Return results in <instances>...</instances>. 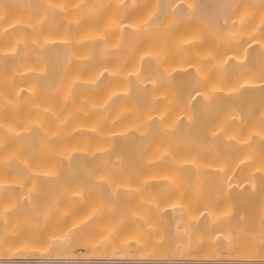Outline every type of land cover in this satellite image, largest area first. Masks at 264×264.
Returning <instances> with one entry per match:
<instances>
[{"label":"bare ground","instance_id":"bare-ground-1","mask_svg":"<svg viewBox=\"0 0 264 264\" xmlns=\"http://www.w3.org/2000/svg\"><path fill=\"white\" fill-rule=\"evenodd\" d=\"M246 184L264 0H0V264H264V189L218 204Z\"/></svg>","mask_w":264,"mask_h":264},{"label":"rangeland","instance_id":"rangeland-1","mask_svg":"<svg viewBox=\"0 0 264 264\" xmlns=\"http://www.w3.org/2000/svg\"><path fill=\"white\" fill-rule=\"evenodd\" d=\"M60 182V181H59ZM59 182H53L52 180H49V181H44V183H42L43 184V186H40V185H38L37 187L38 188H41L42 190H43V192L45 193V195H48V194H56L57 192H60V190L61 189H63V188H65V187H67L68 186V188H70L71 189V187H72V190H74L76 193H82L81 191H82V187L84 188L85 186L84 185H81L80 183L79 184H77L76 182V185H73V184H75V183H66V184H63V185H61L62 183H59ZM188 183V182H187ZM186 183V184H187ZM59 184V185H58ZM182 185V186H179V185ZM180 184H176V185H164L163 187L161 186V184H159V186H161V187H159L158 185H150L151 187V189L153 188L156 192L157 191H159V189H165L166 187L167 188H170V189H173L174 190V192H179V191H181V189H182V191L184 190H186L185 189V187H192L191 185L189 186V184H187V185H183V183H180ZM191 184H194V183H192L191 182ZM56 185V186H55ZM61 185V186H60ZM65 185V187H63ZM201 186L202 187V189L200 190V189H198V186ZM78 189H76L75 187ZM80 186V187H79ZM90 186V185H89ZM96 186V187H95ZM152 186H154V187H157V188H159L158 190H156L157 188H154V187H152ZM197 186V187H196ZM195 187V189H193V192H195V191H202L203 190V192L205 191H207V190H204V188H210V187H208L206 184H201V183H199V184H197ZM200 186H199V188H200ZM215 185H213L211 188H210V191H207V193H210V194H213L214 196L216 195V196H221L222 194L221 193H223V191L221 192V189L223 190V188H221L220 186H218V187H220V191H217L216 189L218 188V187H214ZM254 186H258V187H260L261 186V188H263L264 189V185L262 184V185H254V184H246V185H240V186H238L237 188H236V190H238V189H240V192L242 193V197L241 196H235V197H232L231 198V201L229 200V199H227V201L225 202L224 201V205H223V202H219L218 204H221V205H219V207H221V208H226V207H223V206H226V205H230L229 206V210H227V212L228 211H230V212H235V211H237V214L239 213V215H240V213L244 216V214H246L247 216H248V214L247 213H249V212H251V209L253 210V207H255V205H259V201L256 199V195H257V193L259 194V192H257V190H256V192H255V189L257 188H254ZM36 187V188H37ZM56 187H58V188H60V189H58V188H56ZM92 187L93 188H95V189H97L98 187L100 188V187H104V185H100V184H92ZM105 187H106V185H105ZM108 188H110V186H107ZM180 187V188H179ZM28 188H30V187H28ZM28 188L26 187L24 190H28ZM58 190H56V189ZM113 188V187H112ZM117 190H118V186H116L115 187ZM32 190H30V191H33V188H31ZM76 189V190H75ZM121 188H119V190H120ZM175 189L177 190V191H175ZM258 189V188H257ZM53 190L54 191H56V192H53ZM118 190V191H119ZM219 190V189H218ZM191 192H192V190H190ZM190 191H187V193H186V191L184 192L185 194H192V193H189ZM212 191V192H211ZM230 191V190H229ZM231 191H232V187H231ZM131 193V192H130ZM176 194V193H175ZM174 194V197L173 198H176L177 196L179 197V196H181V193L179 194V195H175ZM28 195H29V193H28ZM132 195L133 196H135V194H131V197L129 198V200H127L129 203V205H131L132 203H130V202H132L133 201V199L132 198H134V197H132ZM223 195H224V193H223ZM260 195V194H259ZM31 196V195H30ZM239 198V199H238ZM242 198V199H241ZM25 200V199H24ZM132 200V201H131ZM127 201H125L126 203H127ZM229 201V202H228ZM242 201H244V202H242ZM125 202H121L122 204H123V206H122V204H120L119 203V206L118 207H120V209H122L123 210V208H124V206H126V205H124L125 204ZM229 203V204H228ZM127 204V205H128ZM226 204V205H225ZM128 205V206H129ZM237 205H238V207H237ZM127 206V207H128ZM227 206V207H228ZM123 207V208H122ZM129 208V207H128ZM232 208V209H231ZM127 208L125 207L124 208V210H126ZM235 211H234V210ZM242 209V210H241ZM123 210V211H124ZM246 210V211H245ZM250 210V211H249ZM242 211L244 212V213H242ZM236 213V212H235ZM246 216V217H247ZM250 219H249V218ZM247 217V219L246 220H249V221H251V217L250 216H248ZM244 219H245V217H244ZM253 220V219H252ZM256 220V222H257V225H259V226H261V225H263L262 223L260 224V223H258V221L260 222V220H259V218L257 217V219H255L254 218V221ZM252 222V221H251ZM256 222L254 223V226H255V228H257L256 227ZM84 254H85V252L84 251H82V250H77L76 252H75V255H76V258H82V257H85L84 256ZM188 256H186V257H183V258H187Z\"/></svg>","mask_w":264,"mask_h":264}]
</instances>
